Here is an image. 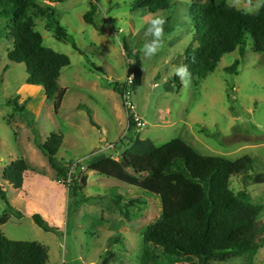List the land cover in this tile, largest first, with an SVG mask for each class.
Segmentation results:
<instances>
[{"label": "rangeland", "instance_id": "1", "mask_svg": "<svg viewBox=\"0 0 264 264\" xmlns=\"http://www.w3.org/2000/svg\"><path fill=\"white\" fill-rule=\"evenodd\" d=\"M205 1L171 0L176 3L174 11L151 15L133 8L132 0H99L92 21L103 34L83 20L91 11V0H34L53 12L80 51L70 42L57 41L46 28V19L34 16V30L42 36L43 45L70 61L57 82L64 93L57 110L55 96H46L42 86L27 84L24 64L8 60L12 41L5 37L7 22L0 19V188L11 206L8 222L0 225L5 238L45 246L46 264L189 263L183 258L169 260L161 249L145 242V228L161 214L158 197L89 170L94 161L110 155L120 160L132 135L120 95L106 87L107 83L126 82L128 64L133 62L127 58L128 50L143 70L141 83L130 98L145 123L135 129L141 140L160 147L181 139L205 157L251 159L248 177H232L230 188L235 193L246 192L249 202L261 209L257 217L259 249L208 264H264V183L254 182L264 175V52L255 53L247 36L243 58L237 51L225 55L204 79L190 76L187 84L182 83L175 69L182 66L183 52L192 46V27L184 6ZM225 1L245 13L256 11L262 3ZM155 16L171 17L174 31L163 33L154 56L144 57L142 46L152 39L145 32ZM235 60L239 64L234 73L227 72ZM174 76L177 82L172 83ZM168 82L173 92L165 91ZM50 134L62 137L57 153L61 162L73 164L71 168L81 166L86 183L77 198L69 193L67 184L57 183L55 171L39 150ZM109 145L114 148L108 150ZM17 160L28 166L20 190L2 179L4 169ZM126 163L140 168L133 155L126 157ZM128 173H132L130 169ZM116 196L123 205L134 202L127 206L128 217L110 201ZM5 210L0 199V216ZM33 214L43 219L51 216L48 224L57 231L39 229L30 219Z\"/></svg>", "mask_w": 264, "mask_h": 264}, {"label": "trees", "instance_id": "2", "mask_svg": "<svg viewBox=\"0 0 264 264\" xmlns=\"http://www.w3.org/2000/svg\"><path fill=\"white\" fill-rule=\"evenodd\" d=\"M98 1L91 0V11L83 16L84 22L96 31L101 29L92 21V16ZM261 1L260 7L252 13L231 7L225 0H206L203 4L184 6L185 17L192 27V46L183 52L181 64L187 65L191 77L204 79L215 71L223 56L235 51L243 58L247 36L251 37L255 53L264 52V0ZM132 7L155 15L174 11L176 3L171 0H132ZM36 15L46 19V28L57 41L70 42L73 49L79 51L71 37L55 21L49 8L37 5L34 0H0V19L7 22L5 37L12 41L8 60L24 64L27 84L42 86L46 96H55L54 108L57 110L64 95L57 82L61 70L69 66L70 61L67 56L43 45L42 36L34 30ZM165 21L164 33H172L174 25L171 17H166ZM126 52L128 60L133 59L128 64L127 77H132L130 91L134 93L141 83L143 70L139 59L130 51ZM238 64L239 61L235 60L226 71L234 73ZM173 81H176L175 76ZM126 86V82L106 84L121 98ZM127 130L132 135L121 159L114 160L112 155L98 159L89 166V170L159 198L161 214L145 228L143 236L146 243L161 249L169 260L183 258L188 264L227 262L257 252V217L261 209L249 202L246 192L235 193L230 188L232 177H248L252 170L249 157L236 161L205 157L180 139L156 147L149 140L139 138L129 117ZM62 144L60 135L50 134L39 145V150L55 171L57 183L67 184L69 193L77 198L86 178L80 174V164L71 168L73 164L65 165L57 157ZM128 155L136 158L139 169L126 163ZM129 169L132 173H128ZM27 171L24 160L12 161L4 169L2 179L15 190H20ZM0 199L6 205L0 216V225H3L9 220L11 206L1 188ZM110 201L121 215L128 217L127 206H131L133 201L123 205L118 196ZM16 216L21 217V214ZM30 219L45 233L57 231L39 214L31 215ZM47 260L45 246L37 242L10 241L0 233V264H46Z\"/></svg>", "mask_w": 264, "mask_h": 264}, {"label": "clouds", "instance_id": "3", "mask_svg": "<svg viewBox=\"0 0 264 264\" xmlns=\"http://www.w3.org/2000/svg\"><path fill=\"white\" fill-rule=\"evenodd\" d=\"M165 23V18L162 16H155L149 21L145 36L150 35L152 39L150 42H146L142 46L144 57L150 58L154 56L161 47V39L164 33ZM175 75L181 79L182 83L187 84L191 73L189 72L187 65H184L175 69Z\"/></svg>", "mask_w": 264, "mask_h": 264}, {"label": "built area", "instance_id": "4", "mask_svg": "<svg viewBox=\"0 0 264 264\" xmlns=\"http://www.w3.org/2000/svg\"><path fill=\"white\" fill-rule=\"evenodd\" d=\"M126 89L122 95V104H123V108L126 112V116L129 117L134 126H135V129L138 130V129H141L142 127H144L145 123L142 121L141 117L138 115V113L136 112L134 106L132 105L131 103V91H130V85L132 84V77H127V80H126ZM114 147L112 145H109L107 147L108 150H111L113 149Z\"/></svg>", "mask_w": 264, "mask_h": 264}, {"label": "water", "instance_id": "5", "mask_svg": "<svg viewBox=\"0 0 264 264\" xmlns=\"http://www.w3.org/2000/svg\"><path fill=\"white\" fill-rule=\"evenodd\" d=\"M174 88L171 87V82H168L166 87H165V91L166 92H173ZM108 157V156H107ZM255 183H264V175L258 176L254 179ZM104 264V263H102Z\"/></svg>", "mask_w": 264, "mask_h": 264}, {"label": "crops", "instance_id": "6", "mask_svg": "<svg viewBox=\"0 0 264 264\" xmlns=\"http://www.w3.org/2000/svg\"><path fill=\"white\" fill-rule=\"evenodd\" d=\"M181 140V139H180ZM183 141V140H182ZM108 155V154H107ZM26 174V173H25ZM25 174H24V178H25ZM23 181H24V179H23ZM47 216H48V218H44L47 222L49 221L48 219H49V217H51V216H49L48 214H47ZM51 225V224H50Z\"/></svg>", "mask_w": 264, "mask_h": 264}]
</instances>
